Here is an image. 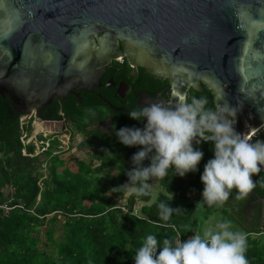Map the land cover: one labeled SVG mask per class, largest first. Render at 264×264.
I'll list each match as a JSON object with an SVG mask.
<instances>
[{
	"label": "trees",
	"instance_id": "1",
	"mask_svg": "<svg viewBox=\"0 0 264 264\" xmlns=\"http://www.w3.org/2000/svg\"><path fill=\"white\" fill-rule=\"evenodd\" d=\"M109 70L132 83L126 59ZM197 97L203 101L204 127L216 113L214 96L204 86L203 95L194 92V101ZM76 104H57L53 113L38 116L71 122L72 140L85 138L82 152L94 148L74 157L70 169L63 152L55 154L58 140L38 155L33 143L24 145L22 136L31 135L33 126L22 125L24 114L0 95V264H191L199 249L209 264H264V229L242 224L245 191L251 185L264 197V173L254 172L244 159L236 176L230 170L234 160L224 167L214 154L205 159L187 155L168 165L148 160L145 149H135L134 127L119 124L102 141L90 127L106 117L89 114L92 104ZM251 144L263 149L256 156L264 165V132ZM235 152L228 150L240 161ZM155 177L160 180L153 199ZM217 214L240 227L243 234L237 236L244 238L203 240L205 220Z\"/></svg>",
	"mask_w": 264,
	"mask_h": 264
},
{
	"label": "water",
	"instance_id": "2",
	"mask_svg": "<svg viewBox=\"0 0 264 264\" xmlns=\"http://www.w3.org/2000/svg\"><path fill=\"white\" fill-rule=\"evenodd\" d=\"M124 56L170 78L161 113L188 130L210 129L183 113L204 84L215 124L264 173L247 142L264 128V0H0V95L18 114L100 82Z\"/></svg>",
	"mask_w": 264,
	"mask_h": 264
},
{
	"label": "flooded vegetation",
	"instance_id": "3",
	"mask_svg": "<svg viewBox=\"0 0 264 264\" xmlns=\"http://www.w3.org/2000/svg\"><path fill=\"white\" fill-rule=\"evenodd\" d=\"M121 49L123 52L125 51L122 45ZM125 59L128 61L126 56L120 61ZM115 61L118 60L110 63L100 82L71 87L65 94L54 96L52 103L40 108L39 111L37 108H32L30 114L48 115L55 111L57 104L71 103L74 105L77 103L74 108L83 104H92L94 106H89L90 108L87 109L89 114L102 112L103 116L106 117L101 122L95 120L94 125L90 127L92 134L99 136L102 141L114 135L115 126L120 124L121 129L132 126L135 132L133 134L135 149H145L144 155L147 156L145 158L148 160L156 158L164 165H168L172 160L187 155L204 158L205 155L214 154L220 156L224 167L228 165V162L234 160L233 168H230L231 173L236 176L241 174L244 159L237 151L236 143L238 140L235 138L232 142L230 133L224 130L226 128L224 122L215 124L217 108L213 115V122L204 127L201 125L203 124L201 114L203 101L200 97L195 98L194 101L193 94L196 91L203 95L204 84L200 90L190 89L187 107L183 109V113L192 121L194 126L201 129L209 127L210 129L188 130L183 123L178 122L177 118L166 120L161 113L162 104L169 101L167 94L171 85L170 78L159 77L153 70L138 65L132 67V83H128L125 79H117L116 76L110 75L109 69ZM141 69L145 71L142 72ZM64 122L71 125V122ZM89 141V138L86 139V143ZM86 149L91 151L94 148L90 146ZM233 149L241 157L240 161L235 160L232 153H228V150ZM114 169L111 168L109 171H114ZM159 180L160 177H155L152 182L159 186ZM244 196L246 201L243 209V227L263 228L264 197L251 185L245 191Z\"/></svg>",
	"mask_w": 264,
	"mask_h": 264
},
{
	"label": "built area",
	"instance_id": "4",
	"mask_svg": "<svg viewBox=\"0 0 264 264\" xmlns=\"http://www.w3.org/2000/svg\"><path fill=\"white\" fill-rule=\"evenodd\" d=\"M64 121L63 122L43 121L39 119L36 114L24 115L22 118V123H23L22 125L28 126L30 125V122H31L33 126V132L31 135H29L25 131L22 136V141L24 145H29L33 143L36 149V155L47 152L48 149L51 148V144L53 140H58L59 142V144L56 146L57 151L55 152V154H60L63 151H65L62 149H70L72 145L71 125ZM36 125H42L43 126L42 130L39 131V128H37ZM75 142L76 141H74L73 143ZM24 153H26V151ZM3 207L6 210L11 209L7 207L6 205H4ZM122 209L124 210L125 214L132 213L128 208H122ZM132 214L137 215V212H134ZM235 237L237 238L238 241L244 238L243 236H235ZM179 245H180V242H179Z\"/></svg>",
	"mask_w": 264,
	"mask_h": 264
},
{
	"label": "rangeland",
	"instance_id": "5",
	"mask_svg": "<svg viewBox=\"0 0 264 264\" xmlns=\"http://www.w3.org/2000/svg\"><path fill=\"white\" fill-rule=\"evenodd\" d=\"M37 128H39V131L42 130L43 126L42 125H36ZM60 128V126H59ZM73 130V129H72ZM74 132V130H73ZM260 132H264V128L260 131ZM75 133V132H74ZM77 135V133H75ZM258 134V133H257ZM256 134V135H257ZM85 138L82 136H80L79 138H75V143L74 140H72V145H71V150L68 149H62L65 150L63 151V154H61L63 156V158H65L66 161V167L68 168H75L74 162H73V158L74 157H83L85 155V153H87L86 149L84 150V152H82V150L85 147ZM259 152L263 151V149L259 148L258 150ZM154 186H156V184L154 183ZM156 189L153 192V199H155L157 197V193L159 191L158 186L155 187ZM243 224V223H242ZM240 226V225H239ZM202 239H207V240H216L218 238H226L228 237H235L236 235H242L243 233H241V229H239L238 227H236L235 225L229 223L228 219H224L223 216L221 214H217L216 216H213L212 218L205 220L203 226H202ZM59 236V233L56 235V237ZM43 243H45V239H43ZM198 260L196 262H192L191 264H209L210 260H209V256L204 255V252L202 249H199L198 251ZM189 264V263H188Z\"/></svg>",
	"mask_w": 264,
	"mask_h": 264
},
{
	"label": "clouds",
	"instance_id": "6",
	"mask_svg": "<svg viewBox=\"0 0 264 264\" xmlns=\"http://www.w3.org/2000/svg\"><path fill=\"white\" fill-rule=\"evenodd\" d=\"M255 137V136H254ZM254 137H252V138H254ZM252 138H250V139H248L247 140V142H250L251 143V141H252ZM254 147V146H253ZM254 149H255V152L257 153V152H259L258 150H259V148H255L254 147ZM237 236V235H236Z\"/></svg>",
	"mask_w": 264,
	"mask_h": 264
}]
</instances>
